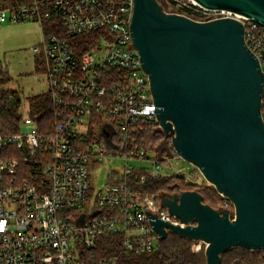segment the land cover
<instances>
[{
	"label": "built area",
	"instance_id": "obj_1",
	"mask_svg": "<svg viewBox=\"0 0 264 264\" xmlns=\"http://www.w3.org/2000/svg\"><path fill=\"white\" fill-rule=\"evenodd\" d=\"M167 1L168 13L195 21L239 20L264 73V24L193 0ZM134 7V0H31L0 10V26L40 25L32 53L40 55L57 117L43 132L28 101L18 134L0 135V264H118L158 250L162 239L146 212L186 227L145 188L149 179L197 187L206 180L177 152L149 151L138 140L143 130L162 128L133 44ZM262 114L264 121V92ZM108 160L124 167L106 172L98 187L96 173Z\"/></svg>",
	"mask_w": 264,
	"mask_h": 264
},
{
	"label": "water",
	"instance_id": "obj_2",
	"mask_svg": "<svg viewBox=\"0 0 264 264\" xmlns=\"http://www.w3.org/2000/svg\"><path fill=\"white\" fill-rule=\"evenodd\" d=\"M264 24V0H193ZM131 32L151 83L158 120L174 151L234 205L216 210L197 191L163 198L186 227L148 213L152 228L208 245L207 264L234 248L264 251V73L234 18L206 22L134 0ZM96 213L95 215H97ZM84 223V217L80 220Z\"/></svg>",
	"mask_w": 264,
	"mask_h": 264
},
{
	"label": "trees",
	"instance_id": "obj_3",
	"mask_svg": "<svg viewBox=\"0 0 264 264\" xmlns=\"http://www.w3.org/2000/svg\"><path fill=\"white\" fill-rule=\"evenodd\" d=\"M31 0H0V10L12 9L29 4ZM160 2V0H159ZM168 2V1H167ZM168 5L170 6L169 2ZM46 32H51L50 23L44 24ZM2 55L0 52V83L5 89L0 91V135L4 137L18 134L20 124L23 119L19 114L23 105L22 92L6 88L7 84L12 82L11 75L3 71ZM43 68L36 62V72L42 73ZM31 112L37 116V122L43 132L53 130L57 122V117L53 115L54 105L48 93L31 97ZM140 143L149 151H161L166 137L161 130L145 129L139 134ZM172 152L174 151L171 147ZM167 154V153H166ZM174 181V182H172ZM145 188L152 195H161L169 192L171 197L185 191H197L204 197V203L216 210H226L232 206L230 200L223 198L214 188L207 186H193L186 184L177 177L149 179ZM227 203L226 206L224 203ZM193 241L180 237L175 233H170L166 240H162L156 252L148 255H139L133 257H120L118 264H207V257L203 254L193 253ZM107 244H111L110 239ZM112 253L111 247L108 248ZM222 264H264V252L248 251L240 248H234L223 255Z\"/></svg>",
	"mask_w": 264,
	"mask_h": 264
},
{
	"label": "rangeland",
	"instance_id": "obj_4",
	"mask_svg": "<svg viewBox=\"0 0 264 264\" xmlns=\"http://www.w3.org/2000/svg\"><path fill=\"white\" fill-rule=\"evenodd\" d=\"M160 4L165 11H169L170 6L168 5L167 0H160ZM41 40L42 30L40 25L36 22L26 21L18 24L9 23L0 26V52L3 58V71L8 72L9 75H11L10 77L13 80L15 88L22 90L23 94L22 97L24 105L21 111H19L20 116L22 112H24V114L26 112L25 108H27L28 105L29 95L38 94L39 92L41 93L42 91L47 90L45 75L43 73L36 72L35 58H38L40 60V55H37L36 57L32 53V48L35 45H38ZM171 147L173 148L172 142L170 139H167L161 147L162 150L157 152L160 154L167 153V155L171 157L172 155H174ZM176 163L180 162L176 161ZM183 166H185L189 170L192 169V166L188 163L183 164ZM123 167L124 166L122 164L114 163L111 160L104 162V169L101 172L96 173L97 177L99 178L98 182L102 181L98 184V187H101L105 183L106 172L110 170H121ZM203 186L214 188L213 186H211V184H208V182H206ZM214 190L216 191L215 188ZM160 196L166 198L171 197V194L169 192H165ZM224 201L225 200L223 199L221 203H224L226 206H228ZM227 210L231 211L233 215L235 214V208L233 204L232 206H229V209ZM193 242V253L203 254L204 256H206L208 245L201 241Z\"/></svg>",
	"mask_w": 264,
	"mask_h": 264
},
{
	"label": "crops",
	"instance_id": "obj_5",
	"mask_svg": "<svg viewBox=\"0 0 264 264\" xmlns=\"http://www.w3.org/2000/svg\"><path fill=\"white\" fill-rule=\"evenodd\" d=\"M39 43H40V42H39ZM35 46H36V45H35ZM34 58H35V57H34ZM35 61H36V58H35ZM36 62H37V61H36ZM36 62H35V64H36ZM46 87H47V85H46ZM6 88H10V89H14V90H19V91L22 92V90H20V89H16V88H15L14 83H13V80H12L11 83L7 84ZM47 92H48V91L46 90V91H42L41 93L39 92L38 94H31V95H29L28 100H29L31 97L38 96V95H41V94H45V93H47Z\"/></svg>",
	"mask_w": 264,
	"mask_h": 264
}]
</instances>
